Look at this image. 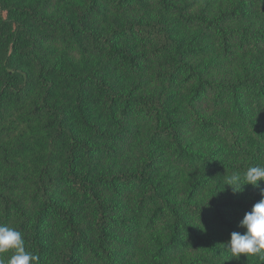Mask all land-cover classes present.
I'll return each mask as SVG.
<instances>
[{"label":"trees","instance_id":"1","mask_svg":"<svg viewBox=\"0 0 264 264\" xmlns=\"http://www.w3.org/2000/svg\"><path fill=\"white\" fill-rule=\"evenodd\" d=\"M195 2L37 0V11L19 10L23 14L27 9L34 22L49 28L60 23L65 32L56 46L64 48L66 56L87 54L86 75L72 73L70 120L66 110L55 109L47 99L53 83L34 53L39 37L29 24L11 17L14 7L0 2L1 17L7 18L0 29L8 28L1 65L13 69L9 79L0 81V120L7 98L18 99L28 86L27 72L12 66L13 57L33 58L38 82L45 88V107L36 105L34 111L54 114L60 131L69 133L77 125L85 135L71 134L63 176L70 195L92 207L93 236L80 225L77 206L53 199L40 175L29 196L33 212L0 181V224L22 233L39 264H117L114 230L126 244L123 264H264L259 256L235 259L223 245L232 232L243 234L239 222L264 190V181L255 188L244 185L240 193L224 185L233 173L264 166V0H207L198 8ZM148 3L157 4L158 19L138 17L115 27L122 12ZM56 5L66 7L52 21L45 9ZM110 12L112 27L104 29L102 23L110 17L103 16ZM169 12L177 13L185 26L205 27L203 42L187 44L194 43L197 34L184 45L185 34L178 36L181 27L165 17ZM128 36L144 47L151 44L149 55L135 44L125 45ZM208 37L213 42L208 43ZM212 46L222 58L211 56ZM153 62L156 71L149 73ZM229 65L231 77L223 70ZM140 73L161 82L157 97L145 96L142 82L136 86L120 75ZM132 115L150 125L145 133L155 142L146 159L97 176L82 173L85 157H121L136 137L131 131L133 136L127 135ZM93 140L98 142L93 145ZM0 150L9 149L0 141ZM8 158L1 155L0 161L8 163ZM114 210L126 214L117 216Z\"/></svg>","mask_w":264,"mask_h":264},{"label":"rangeland","instance_id":"2","mask_svg":"<svg viewBox=\"0 0 264 264\" xmlns=\"http://www.w3.org/2000/svg\"><path fill=\"white\" fill-rule=\"evenodd\" d=\"M6 1L7 4L14 11L11 17L16 20H21L27 24L32 29L34 37H39L37 40L38 49L35 51V56L39 57L40 64L43 66L44 70L49 71V75L46 76L47 80H50L53 84L51 87V95L47 98L50 101L52 107L57 106L55 109H64L67 111L68 120L72 118V112L69 108V99L73 95V88L75 87L74 79L72 73H77L78 75H86L87 66L85 61L87 54H74L71 56H66L64 48L56 46L57 38L61 37L65 28L61 24H57L51 28L44 25H40L29 16V11L27 9H33L37 11V0H0V2ZM195 1V0H192ZM195 8H198L201 4L205 5L207 0H196ZM1 6V5H0ZM64 5L55 6L54 8H46L45 16L50 20H58L62 15L61 13L65 10ZM27 8L25 13H20L19 10ZM201 8L197 9L200 12ZM42 13V10H38ZM69 13V12H68ZM159 9L157 4L148 3L145 7L138 9L133 8L132 10L122 12L117 20L115 27H120V24L127 26L130 21H134L138 17L144 18L145 20L156 17ZM164 14V11H161ZM7 16V14H4ZM42 15V14H41ZM112 12L103 16L106 19L112 16ZM119 15V14H118ZM117 15V16H118ZM116 17V16H115ZM168 20H172L179 29L178 36L186 37L185 45L194 35H199L197 40L188 45L198 46V43L203 42V36L206 35L207 31L202 25H183L177 18V13L169 12L165 15ZM6 17H1L0 12V26L6 21ZM110 17L109 21L103 22L102 26L104 29H108L111 26ZM232 26L233 23L231 24ZM112 27V26H111ZM8 33V28L5 30L0 29V81L4 79H9V74L13 69L3 68L1 62L4 59V51L7 47V42L5 41V35ZM120 35V32L117 33ZM52 36V37H51ZM122 41H124V32L120 36ZM125 45L132 47L136 45L137 49L143 48V52L148 54V51L152 49L151 44L146 47L140 45L139 41L132 36ZM207 42H213L211 37L207 38ZM212 57L222 58L223 55L219 54L216 49L212 46ZM149 55V54H148ZM240 58L242 55L240 54ZM73 60V62H70ZM77 63L76 65L74 64ZM156 62L151 64V68L147 71L152 73L156 71ZM36 65V59L30 58L27 60H20L13 57L12 66L22 69L27 72L28 86L23 92H21L18 99H14L13 96L7 98V102L3 109L2 118L0 120V141L9 150H0V156L8 154V163H2L0 161V181L3 183V189L6 192L15 194L17 197H21L25 201V205L33 212L31 201L29 196L34 188V182L38 179L40 175L41 180L49 189V193L53 199H58L64 204H70L71 206H77L78 209V221L80 225L85 228L93 236V226L95 221V214L87 201H81L77 197L70 195L67 185L64 181V171H65V154L67 153L70 145L71 134L73 133L77 137L76 133H79L80 137L85 136L83 130H81L77 125H72V130L68 133L67 131H60L61 129L54 122H57L54 114H49L47 110L34 111V107L42 106L44 108L43 99L45 96V88L38 82L39 72ZM150 65V64H149ZM233 65H229L227 69L223 71L225 74H229V77L233 73ZM119 75V74H118ZM122 75L128 83H135L137 86V81L142 82L143 93L147 97H157L160 92L161 82L157 81L155 78L149 76L147 73H140L139 75ZM141 75V76H140ZM140 76V77H139ZM11 83H13L11 81ZM151 95V96H150ZM46 103V102H45ZM48 103V102H47ZM46 105V104H45ZM49 105V104H47ZM54 121L52 128H46V123ZM128 132L127 135L130 137L136 135L134 141L128 145L124 150L121 151V157L114 158V154L108 157H93V158H83V162L80 164V170L82 173L87 172L91 175L97 176L110 171H115L118 168L133 167L137 163H141L146 159L150 151V145L155 141L153 137H148L149 133H145L149 129L146 126L147 122L141 120L138 122L135 116L129 118ZM145 121V122H143ZM67 125V124H66ZM72 131V132H71ZM133 133H131V132ZM78 136V137H79ZM98 141L93 140L92 144L95 145ZM156 154V152L154 153ZM38 177V178H37ZM109 193V192H107ZM107 198L112 200V196H107ZM115 200V198H114ZM119 207L117 203L114 204ZM124 207V206H122ZM115 211V210H114ZM117 216H124L126 210H117L114 212ZM115 235L113 237L112 250L114 262L117 264L125 263L127 260L126 244L122 243L119 239L123 238L119 234V231L114 230ZM126 237V236H125Z\"/></svg>","mask_w":264,"mask_h":264},{"label":"clouds","instance_id":"3","mask_svg":"<svg viewBox=\"0 0 264 264\" xmlns=\"http://www.w3.org/2000/svg\"><path fill=\"white\" fill-rule=\"evenodd\" d=\"M258 181H264V166L249 167L243 174L229 175L224 185L233 193H240L244 185L259 187ZM245 229L243 234L232 232L224 243L233 258L259 256L264 260V190L261 199L246 212L239 222ZM5 257H7L5 259ZM0 264H39V256L28 251L22 233L8 225L0 224Z\"/></svg>","mask_w":264,"mask_h":264}]
</instances>
